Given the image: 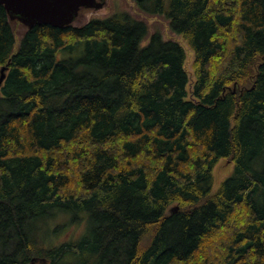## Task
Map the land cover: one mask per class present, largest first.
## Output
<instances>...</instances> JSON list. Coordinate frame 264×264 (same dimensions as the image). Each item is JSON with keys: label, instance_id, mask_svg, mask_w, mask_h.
Returning a JSON list of instances; mask_svg holds the SVG:
<instances>
[{"label": "trees", "instance_id": "obj_1", "mask_svg": "<svg viewBox=\"0 0 264 264\" xmlns=\"http://www.w3.org/2000/svg\"><path fill=\"white\" fill-rule=\"evenodd\" d=\"M134 4L192 79L128 13L16 48L0 5V264H264V0Z\"/></svg>", "mask_w": 264, "mask_h": 264}, {"label": "rangeland", "instance_id": "obj_2", "mask_svg": "<svg viewBox=\"0 0 264 264\" xmlns=\"http://www.w3.org/2000/svg\"><path fill=\"white\" fill-rule=\"evenodd\" d=\"M128 13L133 18L144 22L147 26V33L142 41V45H146L149 39L154 34H159L163 40H172L178 42L185 51V69L192 79L193 70V52L189 49L186 42L182 37L174 33L170 28V22L164 16H148L140 13L135 4L134 0H105V5L100 10H86L82 9L78 19L76 20L75 26H80L92 18H109L116 14ZM14 33L16 35V48L19 45L20 37L25 31V27L18 22H11ZM233 171V165L225 159H220L215 165L212 172V192L216 191L221 183L229 178ZM53 227L68 228L57 232V235L61 237L62 242L74 240L78 235L84 231V225L81 223L70 224L71 220L65 216H59L57 221L52 222ZM71 226V227H70Z\"/></svg>", "mask_w": 264, "mask_h": 264}, {"label": "water", "instance_id": "obj_3", "mask_svg": "<svg viewBox=\"0 0 264 264\" xmlns=\"http://www.w3.org/2000/svg\"><path fill=\"white\" fill-rule=\"evenodd\" d=\"M104 0H0L10 20L24 26L51 25L62 28L70 25L81 8L101 9ZM5 79V69L0 70V87ZM34 261V260H33Z\"/></svg>", "mask_w": 264, "mask_h": 264}, {"label": "bare ground", "instance_id": "obj_4", "mask_svg": "<svg viewBox=\"0 0 264 264\" xmlns=\"http://www.w3.org/2000/svg\"><path fill=\"white\" fill-rule=\"evenodd\" d=\"M74 221V220H73ZM61 248V247H60ZM37 264V263H36Z\"/></svg>", "mask_w": 264, "mask_h": 264}]
</instances>
